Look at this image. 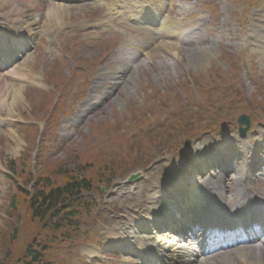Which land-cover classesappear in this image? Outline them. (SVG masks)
Returning a JSON list of instances; mask_svg holds the SVG:
<instances>
[{
    "label": "rangeland",
    "instance_id": "obj_1",
    "mask_svg": "<svg viewBox=\"0 0 264 264\" xmlns=\"http://www.w3.org/2000/svg\"><path fill=\"white\" fill-rule=\"evenodd\" d=\"M52 1L39 0V11L33 7L36 20L49 25L37 29L28 56L20 63L27 75L17 99L10 87L18 80L8 72L0 73V86L6 91L0 95L6 103L0 105V171L4 173L0 174V261L13 252L8 263L17 264L29 245L39 249L54 235L27 207L34 188L44 185L38 176H52L60 183L59 167L65 164L69 171L79 172L80 160L92 155L93 164L84 171L92 175L93 189L75 204L80 207L72 225L55 234L49 260L52 264H141L139 255L128 254V239L109 238L107 231L118 219L125 221L141 210L144 191L161 175L166 159L187 152L186 159L179 155L173 160L184 187L192 188L188 179L196 174L187 163L196 164L197 158L185 148L186 138L209 150L237 135L238 116L243 112L253 118L255 133L264 132V54L246 41L250 19L264 8V0H179L187 11L175 5L169 21H180V26L200 23L201 16L209 19L201 42L187 44L167 38L160 42L156 31L125 28L117 22L112 25L119 29L114 33L106 27L114 22L103 2L73 1V9L54 16ZM25 3L0 0V31L13 30L14 20H29L30 12L25 6L22 9ZM26 5L31 7V0ZM17 10L24 11L20 17ZM130 39L149 46L153 54L126 67L117 92L75 124L78 107L88 99L101 68L114 67L120 47ZM241 41L247 42L244 49L239 47ZM171 42L179 46L177 55L167 50L165 43ZM188 51L207 63L195 66L196 58L192 60ZM196 133L200 138L194 139ZM16 159L23 171L13 183L6 172L7 164ZM135 171H143V177L127 183Z\"/></svg>",
    "mask_w": 264,
    "mask_h": 264
},
{
    "label": "bare ground",
    "instance_id": "obj_2",
    "mask_svg": "<svg viewBox=\"0 0 264 264\" xmlns=\"http://www.w3.org/2000/svg\"><path fill=\"white\" fill-rule=\"evenodd\" d=\"M11 1L14 2V0H11ZM29 1L30 0H26V3ZM31 2H32L31 7H28L26 5V3L22 5L23 10H26L24 8H27V11L30 12L28 14L30 22L25 21V23H23L25 28H28L26 30L27 32L19 34V35L22 34V38H25V36L27 37L29 35L34 36L37 33L36 32L37 29H47L48 25H49L48 22H44V21L39 22L38 20H36L38 14L34 13L33 7H36V9H38V11H39V8H40L39 0H31ZM23 6H25V7L23 8ZM52 8H53V10H55L54 16H60L63 13V11L73 9L68 4H64L63 2L62 3L61 2H54V1H52ZM22 12H24V11H22V10L16 11L18 17H20L22 15ZM22 21H20V23ZM256 22L260 23L258 18H256ZM258 26L260 27L261 24H259ZM15 28L19 29L20 27L17 26ZM255 34L257 35V32ZM260 34L261 33L258 32V35H260ZM263 39H264V36H263ZM254 42H256V41H254ZM165 45L168 46L167 50L171 54L177 55L179 53L178 52L179 46L176 45L175 43H172V42L171 43H165ZM260 46L261 45H259V47ZM261 48L264 50L263 46H261ZM187 53H188V55L191 56L192 60L194 59V57L196 58L195 66L203 67L204 64L207 63V60H204V58H201L198 55H194L193 51L192 52L188 51ZM151 54H153V53H151V51L148 52L147 57L150 58ZM124 62H125V60L123 58H121L120 61L118 62V65H116L114 68H112L111 75H115V74H118L119 72H122V70H124L122 67V63H124ZM11 74L15 75V77H16L15 79L18 80V83H19L18 85L14 84L12 87H10L11 88L10 89L11 95H14V97L17 99L18 92L24 86V84H22V82H23V80H25L24 78L26 77L27 74L25 73L24 67L22 68L19 65H16L12 69ZM104 74H108L107 68L104 69L100 73L101 76H103ZM5 93H6V91L0 86V95L5 96ZM13 103H14V101H13ZM0 105L2 107L4 105H6V103H4V98L0 99ZM78 114H79V116L84 115L83 113H78ZM261 142H262V139H260V141H258V144H260ZM244 143H245V141H242V145ZM211 153H213V152L208 151L207 154L209 155ZM254 155L257 159L256 163H258L261 160L262 156H260L257 152L254 153ZM234 168H235L234 170H237L236 169L237 167H234ZM162 174H163V176L160 179V184H159L158 179L154 183V185H156V189H154L153 185H151V186H148L149 189L144 191V196H146V198H144V199H146V202L143 201L142 203H140V207H141L142 211H138V213L142 212L144 214L142 216L144 218L151 216L149 214L150 209H155L156 212H157V210H161L162 212L164 211V213L168 214L169 207L167 205H165V203H164V197L166 195H164V193L162 191L163 188H165V189L168 188L170 193H173V194L177 193L178 194V187L180 185H182L184 187V185L181 183V181L178 178L179 175L172 171L171 165L169 163H168V165H166V168L163 169ZM188 180L192 183L193 186H192V188H188V189H186L185 187L182 188V192H183L182 194H184L188 200L190 199V201H192L193 199H196L195 197H198L197 194L195 193L196 191L193 189V188L198 186V180H197V177L195 175H192V178H189ZM161 183H163V184L165 183L163 185V188H161V186H162ZM157 184H159V185H157ZM222 188L224 189V192L228 191V187L222 185L221 189ZM230 190L231 189H229V191ZM205 212H207V211L205 210ZM139 223H140V218L137 215H136V220L126 219V221H124L123 219H118V221H116L115 227L112 230L108 229L107 233H108V235L110 234V235H113L115 237L117 236L119 238L121 236H124V235L126 237L128 236L131 239V241L135 242L134 245H136V246L140 245V243L142 241L146 242L145 245L148 242L147 248H150V250H149V253L146 254V256L144 258L146 261H148V264H152L149 262H151L152 258H154V257H156V259H158V262H159L160 260H162L160 257L170 256V255L172 258H174V264H195L194 260L197 257L194 256V251L191 247L186 246L185 243L180 242L179 240L174 239V238L166 240L163 235L158 234V237H156L157 238L156 239V238L152 237V233H150V232H148V234L146 232L140 233L138 231V229L135 228V227H137V224H139ZM190 223L191 222H188L189 226L191 225ZM117 229H119V231ZM130 236H132V238ZM165 252H168V254H166ZM153 254H156V256H154ZM236 260L238 262H241L244 264H264V248L258 247V248L254 249V248H250V247H244V248H241L237 251H234L233 253L223 252V254L214 255L213 258H210V260H207L206 262H204L202 264H236ZM198 264H201V263H198Z\"/></svg>",
    "mask_w": 264,
    "mask_h": 264
},
{
    "label": "trees",
    "instance_id": "obj_3",
    "mask_svg": "<svg viewBox=\"0 0 264 264\" xmlns=\"http://www.w3.org/2000/svg\"><path fill=\"white\" fill-rule=\"evenodd\" d=\"M92 155H90L91 158ZM90 158L80 160L79 172L69 171V168L62 165L59 167L57 174H61L62 180L60 183L54 182L52 176H38V182L44 183L42 188H35L34 194L29 198L28 210L32 212L34 218H38L39 221L46 222L50 230H54L52 238L49 241L44 240L41 247L38 249L33 244L29 245L23 258L18 260L17 264H52V260H49V253L52 249V245L56 243L58 231H62L65 226L72 225L71 219H73L79 210V206L75 204L79 200L80 193L82 191L91 190V178L90 174L85 172L93 164ZM58 164V163H57ZM94 172V171H93ZM92 172V174H93ZM30 179V178H29ZM49 187L46 189L45 187ZM19 188V187H18ZM21 191V189L19 188ZM14 201V200H13ZM65 233L60 234L62 240ZM61 243L60 241H58ZM52 244V245H51ZM11 254H7L8 257L4 261H0V264H9L8 261L11 258ZM51 255V254H50Z\"/></svg>",
    "mask_w": 264,
    "mask_h": 264
},
{
    "label": "water",
    "instance_id": "obj_4",
    "mask_svg": "<svg viewBox=\"0 0 264 264\" xmlns=\"http://www.w3.org/2000/svg\"><path fill=\"white\" fill-rule=\"evenodd\" d=\"M238 124H239V127H240V132L241 133H245L247 128H249V118L245 115H241L240 118L238 119ZM243 124H246V127L247 128H244L242 127ZM140 175L138 174H132L129 178H128V181L129 182H132L134 181L135 179L139 178Z\"/></svg>",
    "mask_w": 264,
    "mask_h": 264
}]
</instances>
